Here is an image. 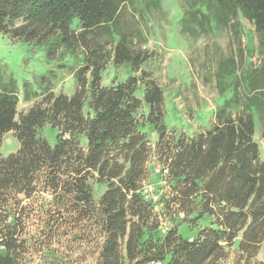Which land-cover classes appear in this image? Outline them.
<instances>
[{
	"label": "trees",
	"instance_id": "16d2710c",
	"mask_svg": "<svg viewBox=\"0 0 264 264\" xmlns=\"http://www.w3.org/2000/svg\"><path fill=\"white\" fill-rule=\"evenodd\" d=\"M139 1L146 8L159 4ZM127 6L135 10L136 0H0V33L65 67L42 75L37 89L24 83L23 98L36 100L24 112L18 111L16 80L0 82V147L8 132L20 142L15 153L0 154V264H21L23 202L42 193L52 195L57 208L74 211L77 221L94 225L101 240L95 264H215L236 240L248 259L264 243V158L249 105L233 116L238 100L229 99L207 131H169L164 89L146 71L137 75L150 54L121 28ZM240 17L254 25L264 45V0H193L181 24L205 31L214 23L237 35ZM109 61L133 74L102 85ZM233 70L223 67L217 76L221 81ZM69 73L74 94H55L56 82ZM248 78L250 92L263 89L264 65ZM146 123L157 131L161 172L176 213L184 214L170 218L165 233L155 203L141 192L150 152ZM46 125L57 130L54 144L41 134ZM181 223L194 232L182 234Z\"/></svg>",
	"mask_w": 264,
	"mask_h": 264
},
{
	"label": "rangeland",
	"instance_id": "374dc122",
	"mask_svg": "<svg viewBox=\"0 0 264 264\" xmlns=\"http://www.w3.org/2000/svg\"><path fill=\"white\" fill-rule=\"evenodd\" d=\"M192 2L159 0L157 7L148 3L146 8L145 2L136 0L135 10L128 6L124 8L122 30L130 35L134 46L150 54L137 75L146 71L162 86L165 95L164 121L168 130L176 133L184 131L193 135L212 128L216 123L215 112L226 100H238L230 108L233 116L246 112V105H249L255 121L254 137L264 158V88L250 92L248 86L250 74L264 65V45L260 43L254 25L245 17L239 18L240 32L237 35L230 28L215 26L214 23L205 31L194 24L192 31L185 30L181 18L192 8ZM57 63L58 59H48L44 50L0 33V82L11 77L16 80L19 112L28 110L36 101L34 98H23L24 83L29 82L32 89H37L35 82L50 69L65 70V67L58 68ZM223 67L225 70L233 68L234 72L231 76L225 71V77L220 81L217 72ZM131 74L133 72L128 67L109 61L102 72L101 84L110 85ZM59 79L53 92L73 95L76 90L74 75L69 73ZM143 92L140 85L137 95L142 98ZM142 130L148 135L150 152L146 164L148 173L142 182L141 192L155 203L159 227L165 233L171 226L170 218L183 217L184 214L176 213L178 206L171 201L166 170L161 172L163 163L155 153L157 131L149 123L143 125ZM41 134L50 144L55 143V128L46 125ZM19 147L17 137L8 132L4 135L0 154L7 156ZM166 200L170 205L167 208L164 207ZM23 205L26 209L21 220L26 244L21 264H95L101 240L93 224L79 222L74 211L54 206L49 193L26 200ZM179 231L184 235L194 232L186 223L179 225ZM51 234L52 237L45 238ZM237 245L238 240L226 245V256L215 264H264V243L251 259L246 258L247 255Z\"/></svg>",
	"mask_w": 264,
	"mask_h": 264
},
{
	"label": "built area",
	"instance_id": "2783aa9c",
	"mask_svg": "<svg viewBox=\"0 0 264 264\" xmlns=\"http://www.w3.org/2000/svg\"><path fill=\"white\" fill-rule=\"evenodd\" d=\"M4 249V246L3 245H0V250H3ZM153 264H162V262L160 261H154L152 262Z\"/></svg>",
	"mask_w": 264,
	"mask_h": 264
},
{
	"label": "crops",
	"instance_id": "0c3cea01",
	"mask_svg": "<svg viewBox=\"0 0 264 264\" xmlns=\"http://www.w3.org/2000/svg\"><path fill=\"white\" fill-rule=\"evenodd\" d=\"M264 252V251H263Z\"/></svg>",
	"mask_w": 264,
	"mask_h": 264
}]
</instances>
